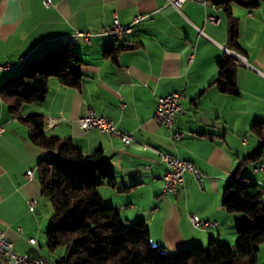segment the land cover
<instances>
[{
	"label": "crops",
	"instance_id": "crops-1",
	"mask_svg": "<svg viewBox=\"0 0 264 264\" xmlns=\"http://www.w3.org/2000/svg\"><path fill=\"white\" fill-rule=\"evenodd\" d=\"M44 1L0 0V86L21 73L22 61L31 62L65 41L82 59V83L76 89L50 78L44 100L23 104L19 115L0 97V229L15 251L43 256L51 264L65 252L45 246L51 208L40 193L37 163L46 151L30 141L20 120L30 114L43 117L48 135L68 138L86 152L102 150L115 174L113 185L100 187L103 205L128 224L144 222L152 244L176 251L206 247L214 239L233 247L235 224L246 216L226 211L222 194L238 163L260 142L250 128L264 122V0H219L218 9L185 1L179 10L166 0ZM226 8L238 22L237 50L250 63L235 66L237 95L213 83L228 46ZM136 15L143 20L123 37L104 34L115 17L129 25ZM85 31L94 34L89 42L77 34ZM109 47L115 50L108 52ZM172 91L182 93L175 128L184 135L177 140L154 118L158 97ZM86 107L131 134L132 141L125 145L96 128L81 129L77 120ZM144 144L190 161L201 172V183L185 172L178 193L165 194L167 167ZM260 163L264 149L239 169L262 188L264 205V170H254ZM31 199H36L33 210ZM191 215L206 224L193 226ZM257 262L264 264V242Z\"/></svg>",
	"mask_w": 264,
	"mask_h": 264
},
{
	"label": "trees",
	"instance_id": "trees-1",
	"mask_svg": "<svg viewBox=\"0 0 264 264\" xmlns=\"http://www.w3.org/2000/svg\"><path fill=\"white\" fill-rule=\"evenodd\" d=\"M226 12L228 47L237 50L238 22L228 8ZM114 50L109 47L107 51ZM82 64L71 44L62 42L31 62L22 61L21 75L3 81L0 97L12 114L19 115L23 104L44 100L52 77L63 86L80 89ZM213 83L222 92L238 94L235 65L227 55L217 62ZM20 120L29 129L30 141L46 151L37 163V178L41 196L51 208L45 246L49 251H65L57 264H258V247L264 242L263 190L255 180L242 175L239 168L263 153L264 122L251 126L259 145L238 163L223 189V208L246 216L235 224L234 246L211 239L207 247L193 245L166 251L152 244L144 222L128 224L117 210L103 205L100 187L113 185L115 174L100 148L86 152L68 138L48 135L39 114Z\"/></svg>",
	"mask_w": 264,
	"mask_h": 264
},
{
	"label": "built area",
	"instance_id": "built-area-1",
	"mask_svg": "<svg viewBox=\"0 0 264 264\" xmlns=\"http://www.w3.org/2000/svg\"><path fill=\"white\" fill-rule=\"evenodd\" d=\"M167 3L172 5L176 10H179L185 1H193L204 7H210L212 9H218L219 0H166ZM45 0L44 3H48ZM143 15H136L133 17L132 22L129 25H122L115 17L111 27L104 31V34L109 35L113 40L123 37V35L132 29V26L138 24L143 20ZM213 21L214 17L208 16ZM78 35L82 36L86 42H89L94 35L91 32H77ZM225 54L231 58L233 64L237 67H249L250 63L246 55L239 52L236 49L228 46L223 47ZM8 68V66H6ZM181 91H172L169 94L160 96L157 99V105L154 111L155 120L164 125L169 133V138L177 140L183 137L184 133L175 128V117L181 113ZM78 124L81 129L88 131L91 128L98 129L99 132L108 135H113L121 139V141L128 145L132 141V136L129 133L120 131L116 128L114 123L104 116L97 114L92 108L86 107L83 114L78 118ZM3 131V127L0 125V134ZM144 149H148L154 153L157 159L164 163L167 167V171L162 176L163 179V192L165 194H177L179 186L184 181V173L190 172L194 176L198 184L201 183L202 174L201 172L188 160L181 159L171 152L162 151L155 145L144 144ZM255 171L264 170V163L258 164ZM27 178L32 177V171L27 170L25 173ZM36 204V199L28 201L29 210H33ZM190 220L192 225L200 227L206 223L201 221L198 216L191 215ZM29 242L35 244L36 240L30 238ZM0 264H50L45 257L36 255L31 256L27 253H18L15 251L13 243L8 240L4 232L0 229Z\"/></svg>",
	"mask_w": 264,
	"mask_h": 264
},
{
	"label": "rangeland",
	"instance_id": "rangeland-1",
	"mask_svg": "<svg viewBox=\"0 0 264 264\" xmlns=\"http://www.w3.org/2000/svg\"><path fill=\"white\" fill-rule=\"evenodd\" d=\"M21 75V73L19 74V75H17V76H20ZM17 76H14V77H17ZM228 246V245H227ZM207 247V246H206Z\"/></svg>",
	"mask_w": 264,
	"mask_h": 264
},
{
	"label": "bare ground",
	"instance_id": "bare-ground-1",
	"mask_svg": "<svg viewBox=\"0 0 264 264\" xmlns=\"http://www.w3.org/2000/svg\"><path fill=\"white\" fill-rule=\"evenodd\" d=\"M46 259V258H45Z\"/></svg>",
	"mask_w": 264,
	"mask_h": 264
}]
</instances>
